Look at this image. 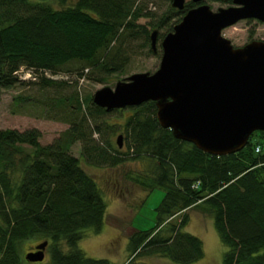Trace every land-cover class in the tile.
I'll use <instances>...</instances> for the list:
<instances>
[{
	"label": "trees",
	"instance_id": "trees-1",
	"mask_svg": "<svg viewBox=\"0 0 264 264\" xmlns=\"http://www.w3.org/2000/svg\"><path fill=\"white\" fill-rule=\"evenodd\" d=\"M57 1L58 8L47 0H0V90L16 84L38 90L62 88L80 78L104 83L124 72L127 57L122 44L138 37L148 53H158L156 48L152 51L144 25L136 22L149 14L143 12L142 0H73L69 5ZM166 1L164 11L150 24L160 40L194 6L187 1L177 10ZM210 1L232 4V0ZM21 66L41 76L36 81L19 80L15 72ZM44 72L66 73L74 80L57 81ZM91 96L74 94L67 96V102L63 97L53 102L66 104L72 114L64 121L57 113L56 119L68 121V127L48 144L38 142L40 133L34 128L0 129V264H21L19 247L26 239L47 241L48 264H111L88 257L77 247L84 229L101 228L105 211L99 188L80 167L79 158L91 166H116L142 157L150 161L151 172L144 175V183L137 178L135 182L147 191L161 188L164 194L155 209L154 225L128 236L132 257L159 256L176 264L199 259L201 241L182 230L187 218L182 211L194 205L211 216L227 248L221 264H264L263 131L252 132L237 152L209 155L159 126L154 102L146 101L128 107L131 114L122 124L123 149L93 138L101 128L88 119L94 121L105 111L92 103ZM26 101L28 97L17 95L13 103L23 106ZM81 107L84 110L78 114ZM76 141L79 157L70 152ZM256 143L262 146L259 152L253 151ZM22 144L30 149L25 152ZM21 152L25 153L15 158ZM177 214H181L177 222H169Z\"/></svg>",
	"mask_w": 264,
	"mask_h": 264
},
{
	"label": "water",
	"instance_id": "water-1",
	"mask_svg": "<svg viewBox=\"0 0 264 264\" xmlns=\"http://www.w3.org/2000/svg\"><path fill=\"white\" fill-rule=\"evenodd\" d=\"M191 1L195 5L160 40L157 68L97 88L91 101L105 112L153 101L159 126L174 138L209 155L231 154L253 131L264 132V41L234 47L220 31L245 18L264 23V0H232L215 11ZM184 2L170 0V6L181 10ZM155 37L153 29V51ZM46 243L33 245L24 259L42 260Z\"/></svg>",
	"mask_w": 264,
	"mask_h": 264
},
{
	"label": "rangeland",
	"instance_id": "rangeland-1",
	"mask_svg": "<svg viewBox=\"0 0 264 264\" xmlns=\"http://www.w3.org/2000/svg\"><path fill=\"white\" fill-rule=\"evenodd\" d=\"M47 1L53 7L58 8L61 6L57 0ZM187 1L190 0H185V2ZM71 2L73 0H64L63 5H69ZM202 2L207 4L212 11H215L218 7L229 6L210 0H203ZM168 3L166 0H142L143 12H148L149 14L140 17L136 22L144 25L149 34L152 29L157 30L156 27H151L150 24L154 22L155 16L164 11ZM220 34L235 47L242 46L252 40L264 41V23L251 18L240 19L232 25L221 29ZM159 43L160 39L155 37L154 49L156 48L158 52L156 54L147 52L148 47L147 45H142L140 37L124 41L122 54L127 57L124 72L118 76L111 75L107 77L104 83L82 80L80 78L76 84L72 82L70 86L62 88L50 87L38 90V88L31 85L16 84L12 89L0 90V129L10 128L23 131L34 128L40 133L38 142L41 145L52 142L68 127V121H64L69 119L72 114V111H67L66 104L53 105L57 98L63 97L65 102H67V96L69 95L84 96L88 94L91 96L95 89L102 86L112 87L116 80L126 78L132 73H150L154 71L159 63ZM20 69L25 70L22 66L19 68L17 73H15L17 79L19 77L21 79L24 73H28L26 80L32 79L29 78L30 74L27 71L19 73ZM31 72V76L34 77L35 81L37 76H41L39 71L34 72L31 70ZM46 74L48 73L46 72ZM65 74L59 73L57 77L59 79L56 80H74L71 79L72 76L67 78ZM42 75H45V73ZM17 95L28 97L29 101L24 102L23 106L15 105L13 100ZM44 104L45 106L43 107ZM68 105L73 107V102ZM69 106L68 108H70ZM82 110L84 109L81 107V111L78 114H81ZM57 113H61L62 117L59 114L58 117L61 120L64 118V121L56 119ZM130 114V108L125 107L105 112L100 118L93 117L94 121L88 119L91 125L96 123L101 128L100 135L94 133L92 134L93 138L99 142L107 141L111 145L116 146L115 140L119 136L120 146L125 149L126 138L122 124ZM21 146L25 152L30 149L26 144ZM25 152L18 153L15 158ZM70 152L74 156L79 157V141L71 145ZM79 164L85 173L95 180L105 203V211L101 228L97 232H93L89 228L84 229L77 242V247L86 256L104 258L111 264H176L165 257L159 256L132 257L127 249V239L133 230H145L154 225L156 220L155 209L164 194L161 188H153L147 191L146 186L140 184L145 182L144 175L151 172L150 161L142 157L134 160H125L116 166H91L83 158H79ZM136 178L142 179V182H135ZM182 212L187 216L182 230L198 237L202 245V256L196 261L187 264H221L222 255L227 248L220 242L212 224L211 216L194 205L184 209ZM180 215H173L169 218V222H177ZM38 242L35 239H26L21 242L19 247L21 264L49 263L47 248L44 250L43 259L40 261H26L24 259L26 252ZM260 252H264V248Z\"/></svg>",
	"mask_w": 264,
	"mask_h": 264
},
{
	"label": "built area",
	"instance_id": "built-area-1",
	"mask_svg": "<svg viewBox=\"0 0 264 264\" xmlns=\"http://www.w3.org/2000/svg\"><path fill=\"white\" fill-rule=\"evenodd\" d=\"M17 71H18V70H17ZM17 71H16L15 73H17ZM44 73H45V75H47L46 72H44ZM19 78H20V77H19ZM21 78H23V77H21ZM259 150H260V146H259V145H255V146H254V151H255V152H258Z\"/></svg>",
	"mask_w": 264,
	"mask_h": 264
},
{
	"label": "flooded vegetation",
	"instance_id": "flooded-vegetation-1",
	"mask_svg": "<svg viewBox=\"0 0 264 264\" xmlns=\"http://www.w3.org/2000/svg\"><path fill=\"white\" fill-rule=\"evenodd\" d=\"M191 1V0H190ZM192 2V1H191ZM193 3V2H192ZM194 4V3H193Z\"/></svg>",
	"mask_w": 264,
	"mask_h": 264
}]
</instances>
